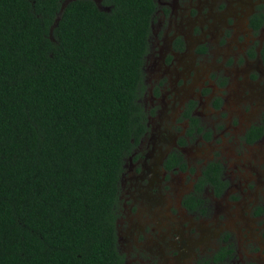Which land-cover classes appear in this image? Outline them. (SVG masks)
<instances>
[{
  "label": "trees",
  "instance_id": "obj_1",
  "mask_svg": "<svg viewBox=\"0 0 264 264\" xmlns=\"http://www.w3.org/2000/svg\"><path fill=\"white\" fill-rule=\"evenodd\" d=\"M65 1L0 0V264H123L119 179L146 130L155 3Z\"/></svg>",
  "mask_w": 264,
  "mask_h": 264
},
{
  "label": "flooded vegetation",
  "instance_id": "obj_2",
  "mask_svg": "<svg viewBox=\"0 0 264 264\" xmlns=\"http://www.w3.org/2000/svg\"><path fill=\"white\" fill-rule=\"evenodd\" d=\"M154 3L149 34L151 32L155 34L156 31V40L152 47H156L157 50L152 49L148 59L153 62L152 65L157 70L162 63V73L167 74L170 79L171 75L174 78L170 81L167 79L168 82L163 81L157 86L158 94L164 97L159 110V105L152 104V109L142 106L146 130L135 143L132 151L124 158L119 189L120 184L125 181L129 194L122 200V205L126 207L125 215L133 216L132 207L126 203L130 197L139 204L146 205V208H150L147 211L151 212L153 218H155L154 215L161 217L166 209L161 210V207L167 204L168 194L180 198V201L178 200L180 211L176 221L163 226L160 230L157 227H151V233L146 232L147 227L144 224L140 225V222L128 217V235L147 238V241L137 249L150 255L157 264H163L161 259L167 256L173 259L171 262H174L176 258H181L184 252H190L196 247L201 251L196 256L198 264H225L224 262L231 258L234 250L229 242V235L226 232L217 235L214 238L218 243L217 246L207 250L210 235L208 236L201 225L192 220L195 216L201 217L208 213V203L204 195L206 191L212 195H218L226 190L227 181L223 176L224 164L216 158L200 159L198 162L190 161L189 155L190 150L197 147L195 145L198 139L215 140L217 131L223 132L220 128L215 129L212 121L207 123L200 116L201 113L198 110L202 108V103L207 101L210 109L214 111V108H218V111L226 98L222 96L205 98V94L210 90L207 87L202 90L203 93L194 90L195 86L202 82L197 75L198 72L194 70L197 68L194 62L195 57H203L210 53L209 44L204 42L205 34L210 33V27L215 30L219 28L223 35L228 36L229 32L237 28L238 24L234 22L242 21L248 32L262 35L257 47L247 50L246 56L254 54L256 61L263 68L264 0H154ZM99 6L102 7V4ZM103 7L105 8L104 5ZM159 33L162 35L161 39H157ZM148 41L150 42V35ZM155 52L161 57H157ZM178 65L182 67L181 71L177 70ZM191 70L195 71L193 77L190 75ZM259 71L261 74V70ZM210 85L213 87V81H210ZM168 94L174 96L173 102L177 101V105L176 103L173 105L172 102L168 105V100L165 99V95ZM229 94L232 95L233 92ZM175 108L179 110L176 118L170 114ZM154 114L156 117L152 119L151 116ZM167 115H169L168 118ZM167 121H170V124H167ZM164 123L167 125L164 126ZM252 126H260L262 133L255 137L248 134ZM148 127L151 128L150 131H147ZM263 136L264 124L261 122L251 124L241 134L244 143L259 141ZM216 164H220L221 167L220 180L223 182V188L220 192L219 183L214 178L213 171L209 170ZM182 171L192 172L191 180L188 186L183 187V190L177 185L179 178L175 176ZM118 199L121 202L119 197ZM253 214L264 215V202L253 206ZM118 218L115 221L117 241L120 240ZM152 242L158 244L159 249H154ZM148 243L150 244L147 246ZM226 246L232 251L228 255H222L223 252L220 249ZM119 252L123 257V264H126L127 253L120 249ZM218 252L221 253L217 255ZM215 256L220 260H216Z\"/></svg>",
  "mask_w": 264,
  "mask_h": 264
},
{
  "label": "rangeland",
  "instance_id": "obj_3",
  "mask_svg": "<svg viewBox=\"0 0 264 264\" xmlns=\"http://www.w3.org/2000/svg\"><path fill=\"white\" fill-rule=\"evenodd\" d=\"M234 23L238 24L237 28L229 32L228 36L223 35L219 28L215 30L210 27V33H206L204 39V42L209 44L210 53L203 57H195L194 65L197 68L194 70L198 72L197 75L202 82L196 85L194 90L203 93L202 90L207 87L210 90L205 94V98L222 96L226 100L218 111V108H214V111L210 109L207 101L202 103V108L198 110L201 113L200 116L207 123L212 121L213 127L220 128L223 132L217 131L215 140L198 139L195 145L197 147L190 150L189 160L198 162L200 159L216 158L223 162V176L227 181V188L218 195H212L206 191L204 195L208 203V213L201 217L195 216L192 220L200 224L205 233L210 235L207 250L217 246L218 243L214 240L217 235L223 232L229 235V242L234 250L231 258L224 262L225 264H264V215L253 214V206L264 202V136L252 143H244L241 138L243 130L251 124L259 122L264 124V67L262 68L256 61L254 54L246 56L247 50L257 47L262 35L248 32L242 21ZM155 34L152 32L149 34L150 42L149 35L147 37L141 63L142 80L138 83L137 101L151 109L153 105H159V110L164 97L158 94L157 86L163 81L168 82L167 79L170 81L174 76L171 75L170 79L167 74L162 73V63L157 70L152 65L153 62L148 59L151 50H157L156 47H152L156 40ZM161 37L159 33L157 39ZM155 55L161 57L157 52ZM181 69L182 67L178 65L177 70L181 71ZM194 70L190 71L192 77L195 75ZM210 81H213V87ZM232 92L233 94L230 95L229 93ZM173 98L171 94L165 95L168 105L170 102L173 105L177 102H173ZM170 114L176 118L179 114L178 108ZM151 117L154 119L156 114ZM166 117L168 118L169 115ZM167 124H170V121H167ZM167 124L164 123V126ZM175 176L179 178L177 185L183 190V187L188 186L192 172L182 171ZM127 190V183L124 181L120 184L121 202L119 201L117 208L119 212L117 226L120 236L118 249L127 253L126 264H155V259L137 249L147 241V238L128 235L127 218L140 222V225L144 224L147 227L145 229L147 233H151V227H157L160 230L179 217L178 200L180 201V198L168 194L167 204L161 207V210L166 208L163 215L161 217L154 215L155 218H153L151 212L147 211L150 208L128 197L126 203L132 207L133 216L131 217V214L125 215L126 207L122 205L123 197L129 195ZM151 245L154 249H159V245L155 242ZM200 252V249L196 247L190 252H184L181 258H176L174 262H171L173 259L168 256L161 260L163 264H198L196 256Z\"/></svg>",
  "mask_w": 264,
  "mask_h": 264
},
{
  "label": "water",
  "instance_id": "obj_4",
  "mask_svg": "<svg viewBox=\"0 0 264 264\" xmlns=\"http://www.w3.org/2000/svg\"><path fill=\"white\" fill-rule=\"evenodd\" d=\"M68 0H66L65 2H67ZM57 20H58V17H57V19H56V21H55V24L57 23Z\"/></svg>",
  "mask_w": 264,
  "mask_h": 264
},
{
  "label": "clouds",
  "instance_id": "obj_5",
  "mask_svg": "<svg viewBox=\"0 0 264 264\" xmlns=\"http://www.w3.org/2000/svg\"><path fill=\"white\" fill-rule=\"evenodd\" d=\"M98 1H99V0H96V1H95V3H97V5H98Z\"/></svg>",
  "mask_w": 264,
  "mask_h": 264
}]
</instances>
